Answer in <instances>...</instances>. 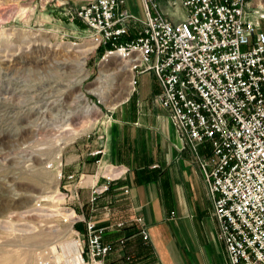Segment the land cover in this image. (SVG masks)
Returning <instances> with one entry per match:
<instances>
[{
  "label": "built area",
  "instance_id": "2783aa9c",
  "mask_svg": "<svg viewBox=\"0 0 264 264\" xmlns=\"http://www.w3.org/2000/svg\"><path fill=\"white\" fill-rule=\"evenodd\" d=\"M142 1L144 20L130 12L126 0H88L76 17L103 58L116 55L126 64L131 91L137 75H154L161 88L156 100L204 182L227 263L264 264V30L248 18V0H167L186 10L174 24L158 0ZM118 169L111 170L120 174L91 188V205L126 172ZM62 221L73 230L81 264H107L114 246L105 235L125 227L97 224L74 209ZM135 222L142 242L150 245L143 219ZM79 223L82 231L75 228ZM125 242L122 237L116 243Z\"/></svg>",
  "mask_w": 264,
  "mask_h": 264
},
{
  "label": "rangeland",
  "instance_id": "374dc122",
  "mask_svg": "<svg viewBox=\"0 0 264 264\" xmlns=\"http://www.w3.org/2000/svg\"><path fill=\"white\" fill-rule=\"evenodd\" d=\"M87 1L0 0L2 262L68 264L73 258L68 250L73 230L62 218L84 201L81 205V196H67L65 177L90 157L85 156L86 143L104 139L109 113L130 91L129 72L113 73L125 63L99 55L76 17ZM248 1V18L255 17L264 30V0ZM127 5L145 19L142 0H127ZM160 8L173 24L186 14L178 1L173 6L161 2ZM86 197L90 204V193ZM207 217L211 231L205 243L196 242L202 240L197 227L195 244L189 240L187 246L195 264H225L214 238L212 205Z\"/></svg>",
  "mask_w": 264,
  "mask_h": 264
},
{
  "label": "crops",
  "instance_id": "0c3cea01",
  "mask_svg": "<svg viewBox=\"0 0 264 264\" xmlns=\"http://www.w3.org/2000/svg\"><path fill=\"white\" fill-rule=\"evenodd\" d=\"M161 2L168 4L167 0H158L159 5ZM121 66L113 73L129 72L130 79L126 64ZM160 92L151 72L137 75L136 90H127L121 102L109 113L104 139L84 145L88 147L85 156L89 155V150L101 149L102 153L79 161L67 173L78 179L77 183L68 181L65 187L67 196H81L79 204L84 206H73L80 216L101 225L125 224L122 230L105 235L104 240L114 246L106 259L107 264H195L194 253L187 243L191 240L195 244L199 234L202 240L196 242L202 245L211 231L207 222L211 204L204 182L168 113L156 100ZM109 166L126 172L91 205L86 196L93 186L106 182L102 171ZM138 217L143 219L148 231V247L138 234L140 225L135 222ZM78 225L83 230V224ZM197 227L200 232L196 236ZM214 233L224 263L228 264L215 228ZM122 237L126 242L120 246L116 242Z\"/></svg>",
  "mask_w": 264,
  "mask_h": 264
},
{
  "label": "bare ground",
  "instance_id": "6f19581e",
  "mask_svg": "<svg viewBox=\"0 0 264 264\" xmlns=\"http://www.w3.org/2000/svg\"><path fill=\"white\" fill-rule=\"evenodd\" d=\"M257 3H259V1H257ZM82 65H83V63H82ZM120 173H121V171L115 172V171H113L111 169H108L105 172V176L108 177V178H111V177H113V176H115L117 174H120ZM66 214H67V212H66ZM68 250L69 251H73V258L71 260H69L68 264H81V260H80V257H79L78 245H77L75 240H74V243L70 244V247H68ZM0 264H17V262H13V261H4V262H2V261H0Z\"/></svg>",
  "mask_w": 264,
  "mask_h": 264
},
{
  "label": "trees",
  "instance_id": "16d2710c",
  "mask_svg": "<svg viewBox=\"0 0 264 264\" xmlns=\"http://www.w3.org/2000/svg\"><path fill=\"white\" fill-rule=\"evenodd\" d=\"M131 38H132V35H131L128 39H131ZM97 51H98L99 55H102V54H103V50H102V49L99 48ZM75 228H76L77 230H82V228H81L79 225H76ZM125 230H126V229H125ZM145 246L148 247L149 245H145ZM146 247H145V248H146Z\"/></svg>",
  "mask_w": 264,
  "mask_h": 264
}]
</instances>
